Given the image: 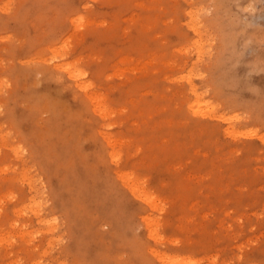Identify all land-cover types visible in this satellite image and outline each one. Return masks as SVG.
<instances>
[{"label":"rangeland","instance_id":"obj_1","mask_svg":"<svg viewBox=\"0 0 264 264\" xmlns=\"http://www.w3.org/2000/svg\"><path fill=\"white\" fill-rule=\"evenodd\" d=\"M0 264H264V0H0Z\"/></svg>","mask_w":264,"mask_h":264},{"label":"bare ground","instance_id":"obj_2","mask_svg":"<svg viewBox=\"0 0 264 264\" xmlns=\"http://www.w3.org/2000/svg\"><path fill=\"white\" fill-rule=\"evenodd\" d=\"M197 93H198L197 89L195 87H193L192 88V94L197 95ZM148 199H150V198H148Z\"/></svg>","mask_w":264,"mask_h":264}]
</instances>
